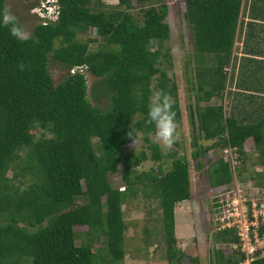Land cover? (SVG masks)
Wrapping results in <instances>:
<instances>
[{
    "label": "trees",
    "instance_id": "16d2710c",
    "mask_svg": "<svg viewBox=\"0 0 264 264\" xmlns=\"http://www.w3.org/2000/svg\"><path fill=\"white\" fill-rule=\"evenodd\" d=\"M23 1L32 9L44 0ZM181 2L194 63L192 78H186L193 91L187 113L196 147L190 157L201 167L211 148L232 149V169L221 156L208 164L210 190H228L233 179L264 186V50L259 44L264 0H249L241 65L246 72L234 80L247 94L227 113L221 104L200 102L223 95L224 66L230 63L244 0ZM55 4L54 19L36 22L29 36L20 37L19 23L5 20L0 0V264H123L121 206L137 192L156 202L166 264H200L196 255L176 246L174 235V206L190 194L187 160L171 151L163 170V153L148 139L157 123L172 127L180 120L176 83L163 66H171L164 44L169 36L165 0ZM89 31L96 36L81 37ZM48 54L71 70L56 84L47 68ZM86 72L102 80L109 101L104 108L88 101ZM258 92L262 100L253 105ZM248 139L256 159L247 172ZM138 140L142 148L124 151ZM149 158L159 162L155 168H136ZM116 172L122 189L107 179ZM257 233H264V225ZM81 235L84 241L76 244ZM211 239L238 241L232 228L217 226ZM206 253L208 264H241L245 258L238 246L228 253L211 247ZM254 255L249 264H264V253Z\"/></svg>",
    "mask_w": 264,
    "mask_h": 264
},
{
    "label": "rangeland",
    "instance_id": "374dc122",
    "mask_svg": "<svg viewBox=\"0 0 264 264\" xmlns=\"http://www.w3.org/2000/svg\"><path fill=\"white\" fill-rule=\"evenodd\" d=\"M104 1L111 4L115 3V0ZM165 2L167 4V14L164 20L168 24L169 36L164 41V44L169 48L171 66H167L165 63H163V66L166 69V73L176 83L180 120L172 127H166L157 123L155 131L148 134V139L155 141L163 153V157L160 161L163 170L166 169L170 163L171 158L168 156V153L171 151H175L178 156L183 155L187 160L190 194L188 199L178 202L174 206V235L177 240L176 246L179 247L180 250H183L186 255H196L200 264H208L206 252L209 248H221L225 253L230 252L232 248H234L232 244H224L220 241L215 243L211 239V234L216 226L213 223L214 213L210 210L212 196L210 194L224 193L225 197L227 196L225 194V189H209L210 187L206 174L208 164L219 156L225 158L228 152L224 153L223 150L218 147L211 148L204 153V157L201 159V167H197L190 157L191 151L196 149V147L192 145V132L187 113V106L189 103H192L193 96V91L187 89L188 83L186 79L187 77L192 78V68L194 65L190 44V32L182 14L183 6L181 0H165ZM132 3L134 4L133 1ZM248 4L249 0H244L243 11H241L238 17V20L242 22L236 29L230 63L224 66L226 80L223 95L221 98L212 97L207 102L202 101L200 105L221 104L224 111L227 113L230 105L232 106L239 97L247 94V91H242L244 89L238 88L234 80L235 76L236 80H238L240 75L246 72V68L241 69V65L244 63L245 58L243 43L246 36L245 22L247 20L246 12ZM30 6L31 5L27 1L23 0H4L5 20L15 19L19 23L20 37L29 36L33 25L42 19L40 18L41 14L33 13ZM95 36L93 31H89L82 34L81 37ZM260 36L264 37V32H261ZM260 42L259 44H262L264 50V38ZM98 44L99 40L90 44V46L95 48ZM47 68L54 84L60 82L71 72V70L69 71L68 68L56 61L49 54ZM84 75L88 101H90L92 105L100 108L107 106L109 101L105 95L106 90L102 80L95 78L89 72L84 73ZM256 94L257 98L255 97L253 105L260 103L262 100L263 93L258 92ZM154 98L155 96L152 99ZM242 102L244 108H248L246 98ZM198 141V143L202 142L203 145L210 142ZM93 142H95V139ZM140 148H142V142L138 140L128 144L127 149L124 151L130 150L135 152ZM145 150L149 153L147 148H145ZM244 151L246 158L244 166H246L247 171V169L249 170L250 168L251 162L256 159V153L253 150V143L251 140L248 139L244 142ZM158 163L159 162L152 161L149 158L141 162L136 168L148 170L149 168H155ZM107 179L112 187H118L119 189L123 188V183L118 172L108 174ZM232 184L233 183L230 184L229 188L232 187ZM231 194V192L228 193L229 196ZM155 207V200L146 198L140 192H137L135 195H128L126 201L122 204V219L125 223L123 245L126 251L122 261L123 264H166L163 259L164 245L160 238L159 213L158 209ZM84 229V227L75 228L77 231ZM83 238V235H81V237H76L75 243L78 244L84 241ZM260 242L264 244V240ZM93 246H101V242H94ZM184 262H186V260ZM243 262L244 261H242L241 264H243Z\"/></svg>",
    "mask_w": 264,
    "mask_h": 264
},
{
    "label": "built area",
    "instance_id": "2783aa9c",
    "mask_svg": "<svg viewBox=\"0 0 264 264\" xmlns=\"http://www.w3.org/2000/svg\"><path fill=\"white\" fill-rule=\"evenodd\" d=\"M54 1L44 0L31 11L41 14V21L54 19L57 6L50 5ZM231 150L224 151L228 152V156L231 157L230 163L234 165L235 160ZM232 183L229 190L225 189L227 197L224 193L217 194L216 202L218 203L214 209V222L219 228L234 229L238 241L233 244V247L238 246L239 250L244 253L243 264H249L255 256V251L262 245L260 241L264 240V233L260 237L257 233L259 225H264V187H257L250 181L241 185L236 179H233ZM229 192L232 193L230 196Z\"/></svg>",
    "mask_w": 264,
    "mask_h": 264
},
{
    "label": "clouds",
    "instance_id": "9594fccd",
    "mask_svg": "<svg viewBox=\"0 0 264 264\" xmlns=\"http://www.w3.org/2000/svg\"><path fill=\"white\" fill-rule=\"evenodd\" d=\"M51 4L56 5V4H55V1H54V2H51L50 5H51ZM223 152L225 153V151H223ZM230 158H231V157H229L228 155H227V156L225 155V158H223V159H225L226 161H228L229 166H230V169H231V167H233V165H231V163H230ZM231 171H232V170H231ZM233 176H234V175H233ZM237 181H238V180H237ZM246 181H250V182H251L250 179H246V180H244L243 182H241V181H240V182L238 181V182L242 185V184H244ZM251 183H252V182H251ZM252 184H253V183H252ZM253 185H254V184H253ZM255 186H256V185H255ZM257 187H258V186H257ZM262 187H264V186H261V188H262ZM210 195H212V196H211V205H212L213 208L215 209L216 206H217V203H218V202H216V200H217V198H218V197H217V194H214V193L212 194V193H211ZM214 209H213V210H214ZM213 213H214V211H213ZM214 224H215V223H214ZM215 226H218V225L215 224ZM259 226H260V225H259ZM217 228H219V227H217ZM219 229H225V228H219ZM232 229H233V228H232ZM233 230H234V229H233ZM233 244H235V243H233ZM233 244H232V245H233ZM262 245H263V246H262ZM262 245H261V247L258 249V250H260V255L264 253V251H263L264 244H262Z\"/></svg>",
    "mask_w": 264,
    "mask_h": 264
}]
</instances>
